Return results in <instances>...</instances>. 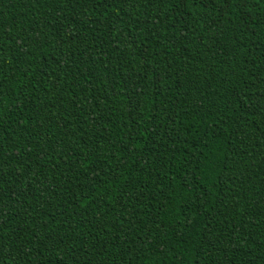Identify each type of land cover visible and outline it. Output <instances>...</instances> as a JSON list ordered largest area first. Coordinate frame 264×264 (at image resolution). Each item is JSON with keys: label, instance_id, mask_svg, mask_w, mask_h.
<instances>
[{"label": "trees", "instance_id": "trees-1", "mask_svg": "<svg viewBox=\"0 0 264 264\" xmlns=\"http://www.w3.org/2000/svg\"><path fill=\"white\" fill-rule=\"evenodd\" d=\"M0 264H264V0H0Z\"/></svg>", "mask_w": 264, "mask_h": 264}]
</instances>
